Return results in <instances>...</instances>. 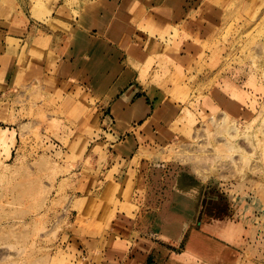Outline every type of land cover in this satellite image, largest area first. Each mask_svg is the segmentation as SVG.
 Here are the masks:
<instances>
[{
	"label": "rangeland",
	"instance_id": "374dc122",
	"mask_svg": "<svg viewBox=\"0 0 264 264\" xmlns=\"http://www.w3.org/2000/svg\"><path fill=\"white\" fill-rule=\"evenodd\" d=\"M113 1L0 0V264H121L120 237L110 236L118 215L180 238L184 229L165 226L184 216L173 211L178 191L192 196L193 227L253 223L248 257L264 264V0L147 3L166 19L162 32L136 53L120 45L118 69L132 70L138 94L177 110L163 120L167 141L147 134L126 160L109 155L122 139L104 121L110 98L56 72L75 29L109 40L90 17L104 14L108 29ZM99 53L101 70L116 59ZM246 198L252 218H238Z\"/></svg>",
	"mask_w": 264,
	"mask_h": 264
},
{
	"label": "crops",
	"instance_id": "0c3cea01",
	"mask_svg": "<svg viewBox=\"0 0 264 264\" xmlns=\"http://www.w3.org/2000/svg\"><path fill=\"white\" fill-rule=\"evenodd\" d=\"M149 1L114 0L112 6L109 5L113 10H106L111 20L108 29H104V14H99L94 19L90 17V22L93 21L99 27L100 34L108 36V41L89 30L75 29L71 47L68 48L61 42L60 49L63 51L61 55L56 54L59 56L57 73L74 78L81 87H89L91 91H102L105 98L106 96L110 98L111 112L105 115L104 121L109 124L108 134L116 139L122 137L120 141L111 144L113 150L109 155L114 159L126 160L131 154L141 150L146 142L145 140L143 144L141 139L146 138L147 134H156L160 143L171 137V132L165 128L163 120L169 117L173 104L155 105L147 95L138 94L140 88L137 85L130 83L132 70L125 67L118 69L121 66L117 59L121 46L127 47L130 54L136 53L141 49V44L145 43L144 39H149L153 35L157 37L156 33L162 32L166 19L159 14L154 17L148 15L146 6ZM117 2L118 5L115 6ZM117 21L118 26L112 30ZM104 48L109 50L107 57L113 54L116 55V59L108 60L105 68L101 70L103 65L100 63L102 56L99 52ZM83 54L89 55L86 61L83 60ZM93 62L94 65L91 66ZM86 65L93 67L92 70H84ZM154 106L157 108L154 109ZM176 107L174 110H177ZM150 164L148 166L152 170L153 166ZM185 192L193 193V190ZM252 202L247 201V198L241 202L243 209L238 206V218L241 211L245 217L252 218ZM191 209L188 208L189 213L186 217L174 218L184 222L185 228L180 238L170 239L139 230L136 227L138 224L135 220L136 215L119 214L118 226L116 229L111 228L113 233L110 232V236H119L120 243L112 251L122 254L121 264H256L252 257H248L258 240V233L253 231V223H243L240 217L238 221L218 219L212 223L205 222L202 227L197 228L192 226L195 211ZM227 223L235 225L237 230L230 233L226 229ZM186 232L188 237L184 247L179 249ZM193 235L200 238L194 241Z\"/></svg>",
	"mask_w": 264,
	"mask_h": 264
},
{
	"label": "bare ground",
	"instance_id": "6f19581e",
	"mask_svg": "<svg viewBox=\"0 0 264 264\" xmlns=\"http://www.w3.org/2000/svg\"><path fill=\"white\" fill-rule=\"evenodd\" d=\"M177 205L174 207L175 212L182 213L185 217L188 215L189 204L192 201V196L189 193L177 192ZM172 217V216H171ZM169 218V216H168ZM176 218V217H175ZM168 221V220H167ZM167 230L170 232L176 233V235H180L183 229L185 228L184 222H181L179 219H172L165 224ZM198 237L196 235L192 236V240H196ZM193 242V241H192Z\"/></svg>",
	"mask_w": 264,
	"mask_h": 264
}]
</instances>
